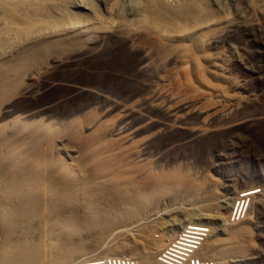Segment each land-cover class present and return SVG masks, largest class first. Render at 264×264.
<instances>
[{"label":"rangeland","instance_id":"rangeland-1","mask_svg":"<svg viewBox=\"0 0 264 264\" xmlns=\"http://www.w3.org/2000/svg\"><path fill=\"white\" fill-rule=\"evenodd\" d=\"M39 1L113 26L78 36L77 48L66 40L41 49L0 89V146L39 134L77 190L97 184L103 199L104 178L115 188L101 202L116 207H87L97 220L80 235L73 216L44 227L62 249L78 243L79 254L58 264H187L193 255L264 264V0H204L211 27L172 42L136 20L145 0ZM184 1L162 0L173 9ZM193 230L202 236L192 254L183 249Z\"/></svg>","mask_w":264,"mask_h":264},{"label":"bare ground","instance_id":"bare-ground-1","mask_svg":"<svg viewBox=\"0 0 264 264\" xmlns=\"http://www.w3.org/2000/svg\"><path fill=\"white\" fill-rule=\"evenodd\" d=\"M24 1L30 3L31 7H29L32 10L21 14L18 7L23 5ZM145 1L146 8L137 15L136 20L153 29L161 40L163 38L172 42L188 38V35L190 37L192 34L199 35L195 33H203L216 20L204 0L184 1L178 9L171 8L162 0ZM40 2L39 0H1L0 89L2 87L4 89L12 88L26 63L32 61L41 49L47 50L48 47L63 44L66 40L70 41L71 48H75L78 44L75 42L78 36L93 34L94 31L102 28L112 29L113 27L110 26L112 24L110 18L101 17L95 12L92 13L91 18L87 17L88 20L82 14L83 17L80 16L79 19L75 17L76 14L66 16L63 12H58L55 15L46 10V7ZM38 130L42 135H46L45 128H33V131L37 132ZM25 132L27 133V130ZM32 134L33 132L30 135L33 136ZM16 139L8 145L0 146V264L68 262L74 252L78 253L76 251L79 249L78 243L72 240L73 249H62V238L47 241L45 236L48 234L47 227H44L55 222L62 223L67 227L64 224H67L70 216H73L78 223L74 226V228L78 227L73 233L79 234L82 228L81 224L92 226L97 220L94 214H85L87 207H91L95 211V209H99L100 205L103 207L115 206L111 201L103 205L104 199H106L105 194L112 190L114 194L115 188L110 187L106 183L107 178H104L105 186L100 188L105 192V194L100 193L101 196H104L103 199L101 196V199L97 197V184V186L90 185L86 191H79L77 190L78 179H70L73 176H68V171L65 169L67 167L64 169L58 167L54 163L55 160L50 159L48 151L44 147V140L39 137V134L31 138L20 136ZM87 142L88 145L90 141ZM90 143L92 145V142ZM84 197L87 199L81 202V198ZM77 209L85 212L82 223L77 219ZM18 228L20 235L14 239L11 234ZM32 231H39V237L31 239L29 232ZM108 251L102 255H123L118 250ZM213 254L220 255L219 252ZM151 259L146 257L141 259V263L150 264Z\"/></svg>","mask_w":264,"mask_h":264},{"label":"built area","instance_id":"built-area-1","mask_svg":"<svg viewBox=\"0 0 264 264\" xmlns=\"http://www.w3.org/2000/svg\"><path fill=\"white\" fill-rule=\"evenodd\" d=\"M193 234H195L196 236L190 237L191 239H189V242L190 241L191 242L188 245H186L187 248L183 249L184 251L191 252L194 249L195 245L198 243L196 240L201 239L200 236H202V233H200L198 230H193ZM192 254H193V251H192ZM184 260L185 258L179 257V260L176 261V264H184L183 262ZM186 260H187V264H214L213 262H209L211 260H205V261L200 260L195 255H193V257L190 259L189 262H188L189 259H186ZM158 264H163V263H159L158 261Z\"/></svg>","mask_w":264,"mask_h":264}]
</instances>
